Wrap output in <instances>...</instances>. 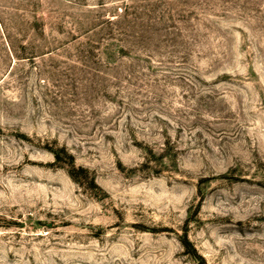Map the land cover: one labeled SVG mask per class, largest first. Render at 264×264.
<instances>
[{
    "label": "rangeland",
    "instance_id": "1",
    "mask_svg": "<svg viewBox=\"0 0 264 264\" xmlns=\"http://www.w3.org/2000/svg\"><path fill=\"white\" fill-rule=\"evenodd\" d=\"M0 264H264V0H0Z\"/></svg>",
    "mask_w": 264,
    "mask_h": 264
},
{
    "label": "trees",
    "instance_id": "2",
    "mask_svg": "<svg viewBox=\"0 0 264 264\" xmlns=\"http://www.w3.org/2000/svg\"><path fill=\"white\" fill-rule=\"evenodd\" d=\"M55 153V157L57 158V159H60L61 158V156H60V154L58 153V152H54ZM69 158H70V161L71 162H73V155L72 154H69ZM73 164V163H72ZM69 174L71 175V177H73L74 179H77L78 177L76 176V174L74 173V171H72V170H69ZM184 242V241H183ZM186 242H188V239L187 238H185V244H186Z\"/></svg>",
    "mask_w": 264,
    "mask_h": 264
}]
</instances>
